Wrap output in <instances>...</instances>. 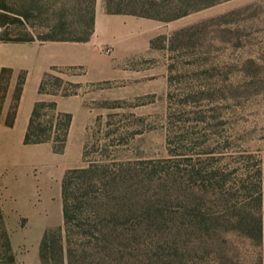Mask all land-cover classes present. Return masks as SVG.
Instances as JSON below:
<instances>
[{
    "label": "rangeland",
    "instance_id": "1",
    "mask_svg": "<svg viewBox=\"0 0 264 264\" xmlns=\"http://www.w3.org/2000/svg\"><path fill=\"white\" fill-rule=\"evenodd\" d=\"M92 1L0 0V121L40 100L48 136L0 147V264H42L41 235L63 222L57 206L24 211L23 193L54 199L92 161L110 183L88 190L101 206L82 207L80 230L120 235L103 248L73 226L74 264H264V0H151L152 14ZM58 44L74 62L35 75Z\"/></svg>",
    "mask_w": 264,
    "mask_h": 264
},
{
    "label": "trees",
    "instance_id": "2",
    "mask_svg": "<svg viewBox=\"0 0 264 264\" xmlns=\"http://www.w3.org/2000/svg\"><path fill=\"white\" fill-rule=\"evenodd\" d=\"M81 2L85 3L87 9L91 12L90 9L93 1L81 0ZM104 4L108 12H131L137 14H152L142 8L145 6H154V2H151V0L149 2L143 0H104ZM59 38L83 39L85 36H62ZM43 80L39 85L40 92L44 89L42 86ZM43 104L44 102L40 100L35 101L24 135V142H38L48 139L45 133V127H40V123L36 122L40 114L39 110ZM102 167L103 164L92 161L86 166L74 167L64 172L61 182L63 226L49 227L44 230L39 244V256L42 264H74L79 257L83 256L86 249L79 248L78 245L74 244L72 234L74 233L75 228L73 226L75 225H79L77 228L78 231L82 230L92 234L97 239L95 241L96 246L99 240H103V248L108 246L107 239L120 235V230L117 227L98 226V224L90 228L88 227V230L85 228L80 230L81 222L78 212H81L82 207L94 206V210H99V206H101V202L91 201L88 195L90 187L95 184L103 190L101 191L103 192L102 195L99 194L96 196L98 198H101L100 196L103 195L105 196L107 192L110 181H104L101 177L100 171ZM80 190L82 192L78 195Z\"/></svg>",
    "mask_w": 264,
    "mask_h": 264
},
{
    "label": "crops",
    "instance_id": "3",
    "mask_svg": "<svg viewBox=\"0 0 264 264\" xmlns=\"http://www.w3.org/2000/svg\"><path fill=\"white\" fill-rule=\"evenodd\" d=\"M48 48L50 49L44 51L41 59L33 67L34 69L33 73L35 75L41 74L45 69H47L51 65H58V64L65 65L74 62V60L71 59L72 58L71 56H73L74 53L69 45H65V44L49 45ZM32 81L33 80H29V83H31ZM26 83L28 84V80ZM32 108H33V104L31 101L30 102L26 101L23 104L21 102L17 113V118L15 119L12 125H7L4 121H0V147L1 149H3L2 151L11 150L15 145H18L20 147L29 145V143L23 142V138L29 122ZM1 158L3 159L2 164H8L11 168H13L14 159L13 156L10 155V153L9 155L8 154L5 155L3 153V157ZM23 195H24V199L21 204L23 206L22 209L24 211H29L33 215H35L36 213H40V211H45V210L51 211V209H55V207L57 206L60 214V219L58 222H60L61 220L63 222L64 218H63V208H62L63 203H62L61 187L56 191V195L54 199L51 198L50 189L42 190L41 200H38L37 193L34 190L26 189ZM41 218L47 222L46 225L54 224L52 213L42 214ZM38 254H39V247H38Z\"/></svg>",
    "mask_w": 264,
    "mask_h": 264
}]
</instances>
